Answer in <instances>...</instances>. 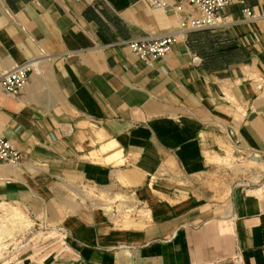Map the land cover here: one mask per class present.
I'll return each mask as SVG.
<instances>
[{
	"label": "crops",
	"instance_id": "1",
	"mask_svg": "<svg viewBox=\"0 0 264 264\" xmlns=\"http://www.w3.org/2000/svg\"><path fill=\"white\" fill-rule=\"evenodd\" d=\"M170 33L145 0H0V76L34 68L0 94V207L66 230L53 264H264V0L152 66L128 46Z\"/></svg>",
	"mask_w": 264,
	"mask_h": 264
},
{
	"label": "built area",
	"instance_id": "2",
	"mask_svg": "<svg viewBox=\"0 0 264 264\" xmlns=\"http://www.w3.org/2000/svg\"><path fill=\"white\" fill-rule=\"evenodd\" d=\"M145 1L151 8L163 10L165 13H174L178 17L179 34H186L220 25L229 7L236 0H178L175 3H170L169 0ZM186 7H190L191 11L187 12ZM244 14L247 18L254 17L249 9H245ZM178 35L170 33L157 38L137 39L130 41L128 46L140 60L152 66L172 53L179 39ZM33 70L32 65H24L0 76V94L5 93L13 98H19ZM228 135L235 145L241 144L234 129H231ZM22 160L23 154L9 140L0 136V170L2 167H18ZM9 181L0 173V182ZM60 230L67 236L64 228Z\"/></svg>",
	"mask_w": 264,
	"mask_h": 264
},
{
	"label": "rangeland",
	"instance_id": "3",
	"mask_svg": "<svg viewBox=\"0 0 264 264\" xmlns=\"http://www.w3.org/2000/svg\"><path fill=\"white\" fill-rule=\"evenodd\" d=\"M11 205L0 207V264L69 263L63 227L48 225L46 217L36 224L27 211Z\"/></svg>",
	"mask_w": 264,
	"mask_h": 264
}]
</instances>
